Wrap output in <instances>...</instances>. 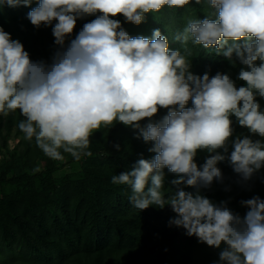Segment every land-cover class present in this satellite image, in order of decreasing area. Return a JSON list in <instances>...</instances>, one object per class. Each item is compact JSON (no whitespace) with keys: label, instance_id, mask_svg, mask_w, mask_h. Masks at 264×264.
<instances>
[{"label":"clouds","instance_id":"clouds-1","mask_svg":"<svg viewBox=\"0 0 264 264\" xmlns=\"http://www.w3.org/2000/svg\"><path fill=\"white\" fill-rule=\"evenodd\" d=\"M197 4L201 0H195ZM33 0H0V8L30 6ZM190 0H38L27 18L36 28L52 27L55 52L51 64L32 61L19 40L0 27V114L19 110L18 128L46 156L63 159L61 150L79 160L91 156L92 134L119 122L139 129L137 138L152 143L150 160L139 159L131 171L113 175L114 185L131 188L133 207L163 209L170 221L200 243L221 248L219 264H264V200L242 201L249 210L241 217L201 194L213 181L223 182L217 167L229 160L241 181L264 167V0H208L214 19H189L176 39L186 45L214 46L229 61L243 67L237 87L227 74L209 77L189 72V60L170 50L159 29L152 38L130 37L121 22L139 25L145 14L165 5L184 7ZM94 16L65 47L77 20ZM55 22V23H54ZM243 40V43H238ZM229 41L233 43L229 44ZM191 100L192 107H186ZM174 106H178V109ZM159 108L169 109L157 123L141 127ZM232 117L253 135L234 140ZM118 147V146H117ZM198 150L211 155L198 167ZM177 174L175 189L165 196L163 169ZM39 171V169H34ZM184 186V187H181ZM185 187L195 189L186 191Z\"/></svg>","mask_w":264,"mask_h":264},{"label":"trees","instance_id":"trees-1","mask_svg":"<svg viewBox=\"0 0 264 264\" xmlns=\"http://www.w3.org/2000/svg\"><path fill=\"white\" fill-rule=\"evenodd\" d=\"M33 0L30 6L0 8V27L19 40L32 61L51 64L58 49L52 27L36 28L27 18L28 12L37 6ZM208 0H195L184 7L165 5L159 12L145 14L139 25L126 22L120 15L114 19L121 22L130 37L152 38L159 29L169 44L170 50L180 51L189 60V72L194 76L211 78L218 72L227 74L237 87L245 82L238 79L243 67L233 55L229 61L218 54L215 47L205 48L191 40L184 45L175 37L182 32L189 19H214ZM88 16L77 20L73 33L65 38V47L79 33L83 25L94 19ZM55 23V22H54ZM233 43L229 41V44ZM238 43H243V40ZM264 109V98L257 97ZM191 100L186 107H192ZM178 109V106H174ZM169 109L159 108L151 118L139 123H157L168 114ZM24 117L19 110L8 116L0 114L1 146L7 145L11 131L18 130ZM234 133L262 139L238 124L232 117ZM139 129L114 122L113 126H101L90 137L88 151L91 156L76 160L61 150L63 159L49 158L41 152H34V146L26 144L22 153L14 152L11 162L0 163V264H219V253L223 248L209 247L198 242L195 236H188L186 230L171 224L177 217L170 205L163 209L150 206L138 210L131 204V188L114 185L113 175L131 171L141 158L152 159L155 153L149 151L151 142L137 138ZM29 143V142H28ZM118 146V147H117ZM227 152L218 150L225 159L217 167L223 174V182L213 181L209 188L200 189L201 194L216 203L227 202L234 213L245 216L249 210L241 202L259 196L264 200V167L247 182L241 181L233 171ZM211 154L198 150L195 159L202 166ZM39 158L45 162L40 167ZM61 160L63 161L61 164ZM65 161V162H64ZM81 166L78 172L63 170L66 165ZM39 171H34V169ZM164 192L175 189L171 181L175 173L163 169ZM184 187V186H181ZM186 191L195 189L185 187Z\"/></svg>","mask_w":264,"mask_h":264},{"label":"rangeland","instance_id":"rangeland-1","mask_svg":"<svg viewBox=\"0 0 264 264\" xmlns=\"http://www.w3.org/2000/svg\"><path fill=\"white\" fill-rule=\"evenodd\" d=\"M26 144H30L31 147L34 146V152L37 153L41 157L42 150L36 146L34 139L32 141H28L25 139L23 132H19L18 130H13V131H11L10 135L7 138L6 147L1 146L2 152L0 154V163L3 161L11 162V158H12L13 153L14 152L22 153L23 150H25L27 147ZM38 160H39L38 163L40 164V167H43L45 165V162L43 161V159L39 158ZM62 162L63 161L61 160V164H62ZM63 170L67 171L68 173L78 172L81 170V166H79L77 164L66 165L65 167H63ZM241 217H243V216H241ZM17 263H18V261L16 262V264Z\"/></svg>","mask_w":264,"mask_h":264}]
</instances>
